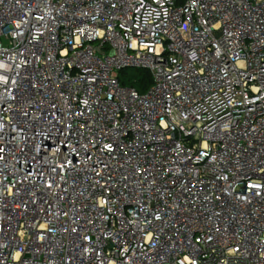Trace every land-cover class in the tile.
<instances>
[{"label": "built area", "instance_id": "2783aa9c", "mask_svg": "<svg viewBox=\"0 0 264 264\" xmlns=\"http://www.w3.org/2000/svg\"><path fill=\"white\" fill-rule=\"evenodd\" d=\"M0 264H264V0H0Z\"/></svg>", "mask_w": 264, "mask_h": 264}, {"label": "trees", "instance_id": "16d2710c", "mask_svg": "<svg viewBox=\"0 0 264 264\" xmlns=\"http://www.w3.org/2000/svg\"><path fill=\"white\" fill-rule=\"evenodd\" d=\"M122 71H124V70H122ZM136 71L138 72V74L136 75V78H133V79L132 78H126V77L119 78L120 74H118V80H119L121 85L127 86V87H132L138 93L143 94L151 86L152 79H151L150 74L147 71H143V70H136ZM121 72H119V73H121Z\"/></svg>", "mask_w": 264, "mask_h": 264}, {"label": "rangeland", "instance_id": "374dc122", "mask_svg": "<svg viewBox=\"0 0 264 264\" xmlns=\"http://www.w3.org/2000/svg\"><path fill=\"white\" fill-rule=\"evenodd\" d=\"M119 78H122V77H126V78H136V75L138 74V72L134 69H127V70H124L122 71L121 73H119Z\"/></svg>", "mask_w": 264, "mask_h": 264}]
</instances>
